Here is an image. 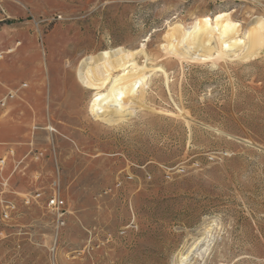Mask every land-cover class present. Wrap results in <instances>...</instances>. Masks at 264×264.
<instances>
[{"label": "rangeland", "instance_id": "rangeland-1", "mask_svg": "<svg viewBox=\"0 0 264 264\" xmlns=\"http://www.w3.org/2000/svg\"><path fill=\"white\" fill-rule=\"evenodd\" d=\"M180 25L264 41V0H0V264H264V48L182 61ZM105 51L167 74L117 124L78 77Z\"/></svg>", "mask_w": 264, "mask_h": 264}, {"label": "bare ground", "instance_id": "bare-ground-1", "mask_svg": "<svg viewBox=\"0 0 264 264\" xmlns=\"http://www.w3.org/2000/svg\"><path fill=\"white\" fill-rule=\"evenodd\" d=\"M177 29V32L172 30L173 33L169 34L166 50L182 61L214 62L222 59L223 61L241 60L247 62V60L255 58L257 52L264 48L263 40L221 41L227 37L224 30L218 31L213 36L208 29L198 26L180 25ZM137 53L140 51L136 53L105 51V53L90 56L83 61L78 77L84 89L93 91L90 111L95 118L111 124L125 120L134 108L131 104L139 95L144 94L150 84L151 77L158 72L167 76L162 68L148 69L146 65H139L134 59V55ZM147 73H150V76L146 75ZM204 248L199 255L201 259H204L208 252L209 244ZM190 255H192V251L184 257L181 256V263L186 264Z\"/></svg>", "mask_w": 264, "mask_h": 264}, {"label": "built area", "instance_id": "built-area-1", "mask_svg": "<svg viewBox=\"0 0 264 264\" xmlns=\"http://www.w3.org/2000/svg\"><path fill=\"white\" fill-rule=\"evenodd\" d=\"M4 105H5V102L3 103L0 102V108L4 107ZM49 206L51 208H55L60 211V209L64 207V201L60 198V196L55 195L51 200H49ZM59 222H62L61 224H63V221L59 220Z\"/></svg>", "mask_w": 264, "mask_h": 264}]
</instances>
